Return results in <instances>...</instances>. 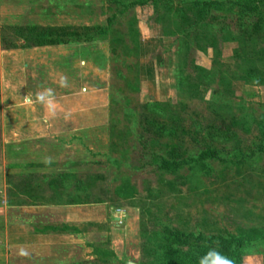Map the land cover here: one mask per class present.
<instances>
[{
    "label": "rangeland",
    "instance_id": "rangeland-1",
    "mask_svg": "<svg viewBox=\"0 0 264 264\" xmlns=\"http://www.w3.org/2000/svg\"><path fill=\"white\" fill-rule=\"evenodd\" d=\"M80 2V16L29 15L22 19L31 24L23 25L39 28L92 25L103 22L112 11L106 0ZM66 4L69 0L31 3L0 0V186L6 183L23 189L26 184L40 182L42 178L34 171L44 169L61 172V178L47 174L44 178L47 181L57 179L58 184L70 186L82 181L88 187L80 193L75 191L74 200H86L88 194L95 196L103 204L101 208L96 203L97 212L103 210L107 214L98 217L96 226L82 223L86 238L90 233L91 248L97 250L96 260L91 262L95 264H144L152 258L162 226L205 234L264 233V153L255 154L242 165L211 161L206 164L210 168L183 166L175 173L157 171L145 163L151 159L150 152L181 158L202 149L204 142L223 153L240 143L247 152L246 147L252 148L255 141L256 124L264 121L263 85L246 87L231 80L232 93H229L224 90V83L214 82L200 87L196 95L175 89V64L187 61V65L181 64L180 74L191 73L188 64L191 58L207 69L214 66L220 71L229 68L235 72L236 61L231 54L237 44L220 42L219 57L213 63L210 48L205 54L191 48L187 57L178 59L173 54L177 44L173 37L160 44L151 36L149 24L154 14L149 4L129 10L135 15L138 28L137 51L131 43L125 50L115 42V50L110 53L111 45L104 42L107 46L103 50L108 56L105 70L97 71L96 76L92 74L90 82L78 83L89 92L79 104L96 101L108 107V127L95 131L96 141L91 138L94 133H88L89 140L95 141L93 144L66 146L72 136L67 130L56 136H42L39 135L44 132L42 128L20 126L24 114H14V108L16 104H25L26 80L24 74L18 76L25 70L14 52L36 42L34 38L22 37V31L12 27L11 13L25 12L28 7H32L30 13H39L46 6L49 12L68 13ZM127 17H120L114 32L124 31ZM80 70L86 72L84 68ZM92 77L98 84L92 82ZM150 100L160 104L145 106ZM143 114L148 118L146 123ZM243 114H251L255 119L240 124L237 118ZM230 115L236 124H230ZM210 125L215 129L209 128ZM244 126L249 127L248 131ZM52 136L59 139L50 141ZM6 195L8 200H16L12 193ZM63 198L68 200L70 196ZM114 208L123 211L120 222L108 218ZM101 250H106L105 255ZM243 251L242 264H264V256L259 255L264 254V240L250 243Z\"/></svg>",
    "mask_w": 264,
    "mask_h": 264
},
{
    "label": "trees",
    "instance_id": "trees-1",
    "mask_svg": "<svg viewBox=\"0 0 264 264\" xmlns=\"http://www.w3.org/2000/svg\"><path fill=\"white\" fill-rule=\"evenodd\" d=\"M112 5V11L104 17L103 22L81 26H54L39 28L34 25H13L22 31V37L34 38V45H71L79 43L107 42L111 51L115 50L113 43L117 42L127 50L128 43L134 50L138 48V28L135 15L129 10L136 6L149 4L152 7V21L159 24L162 34L173 37L177 41L173 54L176 58L187 57L190 49L203 54L211 49L212 60L216 62L219 55V44L223 41L235 42L231 56L235 59L233 72L229 68L217 70L214 66L205 68L196 64L191 58L188 61L191 73L180 74L182 65L187 61L175 64L174 87L185 92L192 91L195 95L203 86L214 82L225 84L226 92L232 93L231 80H239L246 87L264 86V0H106ZM130 14V15H129ZM129 16L125 20L126 27L121 34L114 32L113 27L120 17ZM24 31V32H23ZM24 33V34H23ZM200 53V54H201ZM216 65V64H215ZM232 71V72H231ZM223 89V88H222ZM160 102L148 101L145 106H155ZM248 116V118H246ZM144 122L148 121L145 114ZM254 118L251 114L238 117L240 124ZM255 119V118H254ZM263 120V119H262ZM256 124L257 132L253 138L252 148L243 151L240 143L233 145L227 152L204 142L202 149L185 157H175L150 152L151 159L145 163L154 170L175 173L183 166H200L210 168L208 162L230 163L242 165L255 154L264 153V121ZM230 115V124H236ZM249 124V123H248ZM214 128L210 125L209 128ZM226 127V126H225ZM248 131L249 127L244 126ZM215 129V128H214ZM209 135V134H208ZM206 135V136H208ZM62 176L58 175V178ZM52 182L57 181L50 180ZM73 190L64 192L70 196L68 201H74V192L84 191L83 182H74ZM78 193V194H79ZM87 197V194H86ZM81 203H99L95 196H89ZM76 201V200H75ZM259 239L264 240V233L249 231L242 235L230 232L205 234L202 232L182 231L174 227L162 226L160 239L155 243L152 258L144 264H199V258L210 248H216L234 261L242 264L243 249ZM104 255L106 250H101Z\"/></svg>",
    "mask_w": 264,
    "mask_h": 264
},
{
    "label": "crops",
    "instance_id": "crops-1",
    "mask_svg": "<svg viewBox=\"0 0 264 264\" xmlns=\"http://www.w3.org/2000/svg\"><path fill=\"white\" fill-rule=\"evenodd\" d=\"M34 1L38 0H26L30 3ZM60 1L65 2V0ZM80 1L69 0V4H66L70 9L68 13L55 10L49 12L48 6L45 7L44 12L30 13L32 7H28V10L25 8V12L11 13L13 14L11 18H14L12 23L23 25L26 22L22 18L29 15L45 18L77 17L81 15ZM61 5L64 7L63 3ZM111 7L112 5L108 4V9ZM149 26L151 36H154L160 44L169 38L162 34L159 24L151 21ZM105 46L107 43L104 42L32 45L25 50L15 51L25 70V73H18V76L24 74V80H26L23 88L25 104H16L14 108V114H24L22 124L18 121L20 126L32 129L42 128L44 132L39 134L42 136H56L63 132L61 130H67L65 132L72 133L69 139L70 141L72 139V143L67 141L66 146L75 143L84 146L93 144L96 141L95 138H98L95 131L108 127V107L107 104L96 101L83 106L79 104V101L84 100L89 92H87L88 89L78 86V83L89 81L92 74L96 76L97 71L105 70L108 58L106 51L103 50ZM80 63L82 66H79ZM81 68H84L86 72L82 73ZM61 77L66 78L67 86H60ZM236 81L242 83L239 80ZM92 82L98 84L95 78ZM45 88L52 89L56 101L70 102L59 104L57 110L59 115L56 114L55 117L46 118L45 107L35 102V94ZM27 97L32 98L31 105L26 103ZM91 131L94 133L91 137L95 140L94 142L89 140L88 133ZM58 139L52 136L50 141ZM34 173L43 180L35 184L33 182L26 184L23 189H17L6 183L0 186V264H95L91 262L96 260L97 250L91 248L90 233L86 238L82 223L96 226L98 217H106L105 211L97 212V204L101 208L103 204L65 200L62 194L67 190L72 191L73 185L58 184L44 179L47 174L57 178L61 173L58 169H44ZM9 192L16 200H8L6 193ZM108 218L111 222L115 219L110 213ZM259 255L264 256V254ZM126 264L133 263L126 262Z\"/></svg>",
    "mask_w": 264,
    "mask_h": 264
},
{
    "label": "clouds",
    "instance_id": "clouds-1",
    "mask_svg": "<svg viewBox=\"0 0 264 264\" xmlns=\"http://www.w3.org/2000/svg\"><path fill=\"white\" fill-rule=\"evenodd\" d=\"M60 86H67V80L64 77L60 79ZM35 102L43 105L46 109V118L55 117L59 105L55 102L51 88H45L35 94ZM26 103L31 105V97L26 98ZM199 264H234V261L216 248H210L203 256L199 258Z\"/></svg>",
    "mask_w": 264,
    "mask_h": 264
},
{
    "label": "built area",
    "instance_id": "built-area-1",
    "mask_svg": "<svg viewBox=\"0 0 264 264\" xmlns=\"http://www.w3.org/2000/svg\"><path fill=\"white\" fill-rule=\"evenodd\" d=\"M123 211L120 208H114L112 215L115 217V219L120 222L121 216H122Z\"/></svg>",
    "mask_w": 264,
    "mask_h": 264
}]
</instances>
